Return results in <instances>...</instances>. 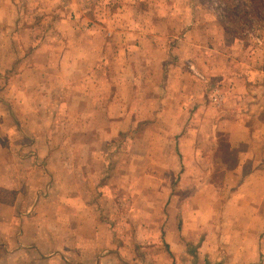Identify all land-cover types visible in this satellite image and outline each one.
Listing matches in <instances>:
<instances>
[{
	"label": "crops",
	"instance_id": "obj_1",
	"mask_svg": "<svg viewBox=\"0 0 264 264\" xmlns=\"http://www.w3.org/2000/svg\"><path fill=\"white\" fill-rule=\"evenodd\" d=\"M143 52V64L122 66L132 77L109 80L108 95L96 82L93 93L77 94V125L61 128L65 118L58 126L45 116L51 137L43 142L33 127L42 118L34 107L30 120L15 126L16 140L0 142V264L264 263V210L255 184L261 146L256 130L247 140L250 128L240 123L247 95L240 73L219 75L210 63L207 80L223 85L212 92L222 99L203 112L205 84L173 75L172 59L149 60ZM141 66L145 75L137 76ZM6 80L0 75L1 86ZM46 94L47 113L53 89ZM18 97H0V116L5 109L12 115L14 102L21 106ZM57 133L61 143L53 140ZM226 149L238 150L232 167L231 153L220 154ZM154 167H162L156 178ZM214 178L219 183L211 184ZM231 178L236 185L229 192Z\"/></svg>",
	"mask_w": 264,
	"mask_h": 264
},
{
	"label": "rangeland",
	"instance_id": "obj_2",
	"mask_svg": "<svg viewBox=\"0 0 264 264\" xmlns=\"http://www.w3.org/2000/svg\"><path fill=\"white\" fill-rule=\"evenodd\" d=\"M1 12L5 19L0 20V75L7 77V84L0 85V97L10 100L21 92L22 98H17L21 106L12 103L13 116L6 109L0 116V142L16 140L12 133L15 126L30 120L28 113L34 107H38L37 115L40 113L42 118L39 117L41 127L35 123L33 127L40 129L37 136L43 142L51 137L46 133L45 116L58 126L61 116L65 118L61 128L77 125L81 118L74 105L77 94L83 89L93 93L89 86L96 82L101 95H108L112 92L110 79L132 77L131 69H122L125 63L129 68L146 61L143 51L150 53L149 60H154L152 54L172 59L176 72L173 75L189 77L197 84L196 76L204 83L205 94L200 95V100L203 112H208L213 110L209 102L222 99L212 92L223 85L207 80L213 62L215 73L238 78L239 72V79L244 80L240 87L247 89V95L241 102L240 123L250 128L247 140L253 137V129L256 140L260 139L257 143L261 146L262 164L257 165L256 152L255 173L260 178L255 184L260 185L264 210V0H0V18ZM206 46L214 47V52ZM98 63L102 64L94 68ZM142 67L134 70L137 76L145 75ZM229 82L234 85V78ZM117 86L114 87L122 88ZM190 86L192 90L195 84ZM174 88L169 91L167 86L168 94ZM51 89L53 106L46 113V92ZM31 98L38 103H30ZM66 108L68 111L63 112ZM19 111L23 121L16 117ZM203 120L210 125L208 117ZM62 137L57 133L53 140L61 143ZM76 137L73 135L70 141ZM224 152L231 153L232 167L238 150L226 149L220 154ZM252 160L253 157L249 165L253 167ZM154 168L151 176L156 178L162 167ZM253 170L250 169L252 174ZM214 179L211 184L218 182ZM229 184L231 192L236 185L233 178ZM150 188L155 189L156 183Z\"/></svg>",
	"mask_w": 264,
	"mask_h": 264
}]
</instances>
